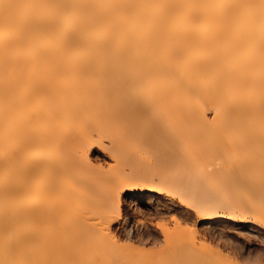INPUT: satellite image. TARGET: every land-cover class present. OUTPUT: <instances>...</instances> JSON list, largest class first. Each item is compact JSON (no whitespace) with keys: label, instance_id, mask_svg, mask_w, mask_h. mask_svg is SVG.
Here are the masks:
<instances>
[{"label":"bare ground","instance_id":"bare-ground-1","mask_svg":"<svg viewBox=\"0 0 264 264\" xmlns=\"http://www.w3.org/2000/svg\"><path fill=\"white\" fill-rule=\"evenodd\" d=\"M127 201L264 235V0H0V264H139Z\"/></svg>","mask_w":264,"mask_h":264},{"label":"rangeland","instance_id":"rangeland-1","mask_svg":"<svg viewBox=\"0 0 264 264\" xmlns=\"http://www.w3.org/2000/svg\"><path fill=\"white\" fill-rule=\"evenodd\" d=\"M92 158L98 167L97 174L100 178L108 179L113 176L115 172L111 168L110 157L101 152H93ZM166 199H171V203L179 205L174 198L167 196ZM155 205L157 204L150 206L154 207ZM133 208V204L127 201L126 204L123 203L121 210L113 212L110 215L111 228L109 232L112 242L116 241V246H114L115 243H112L113 250L121 252V254H130V258L133 257L139 264L143 262L158 264L167 256L171 248H177L182 242L191 246L197 242L194 245L195 248L211 255L226 256V259L236 260L241 264H264L263 234L260 235L256 232H247L248 235L246 232L237 234L234 231V225L223 226L222 232L218 229L207 232L195 223L192 213L187 211L172 210L171 212L155 213ZM27 228L25 221H22V235H25ZM60 239H62V243L66 240L63 237ZM107 241L105 239L106 246L110 244V240ZM42 244L40 240L34 247L43 248ZM112 244L109 245L111 249ZM109 246L107 247L109 248Z\"/></svg>","mask_w":264,"mask_h":264}]
</instances>
